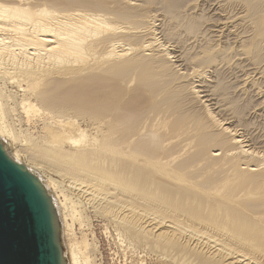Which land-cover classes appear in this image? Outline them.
<instances>
[{
    "label": "bare ground",
    "instance_id": "6f19581e",
    "mask_svg": "<svg viewBox=\"0 0 264 264\" xmlns=\"http://www.w3.org/2000/svg\"><path fill=\"white\" fill-rule=\"evenodd\" d=\"M258 122L264 0H0V140L52 198L66 264H95L66 237L80 203L178 264H264Z\"/></svg>",
    "mask_w": 264,
    "mask_h": 264
},
{
    "label": "water",
    "instance_id": "95a60500",
    "mask_svg": "<svg viewBox=\"0 0 264 264\" xmlns=\"http://www.w3.org/2000/svg\"><path fill=\"white\" fill-rule=\"evenodd\" d=\"M0 264H66L52 198L1 140Z\"/></svg>",
    "mask_w": 264,
    "mask_h": 264
},
{
    "label": "rangeland",
    "instance_id": "374dc122",
    "mask_svg": "<svg viewBox=\"0 0 264 264\" xmlns=\"http://www.w3.org/2000/svg\"><path fill=\"white\" fill-rule=\"evenodd\" d=\"M246 100H248V101L243 102L244 104L246 103V105H244V104L243 105L246 107L248 106L249 108L251 107L250 109H252L254 106L253 100L251 98H249V99L247 98ZM251 113H253V111L251 112L248 109V114H251ZM259 113L260 112L258 110L256 115H258ZM254 114L255 113H253L252 116H254ZM259 119L260 118L254 119V121H262L263 120V119H260V120ZM261 123L263 124L264 122H258L257 124H259L261 127V126H263ZM16 124H19V125H15L16 129H20L21 126L23 125L22 129L23 130L24 129L29 130L30 133H33L35 135V138H37L41 134L40 125H37L36 126L37 128H35V126H33V125L29 126L26 123H23L22 125H20L21 123L16 122ZM83 128H85V127H83ZM29 132H28V134H29ZM19 143H22V142L19 141L16 145L17 146L16 148L19 149L22 147L21 149H24V150L30 149V150L26 151L27 153L25 151L24 152L22 151L23 156L25 157V158H23L24 161L25 162L27 161V163H29L32 160V162H34L32 159L33 157H31V156L33 153H36L35 152L36 147L31 146V145H30L31 147H29V146L26 147L23 145L25 143H22L21 145ZM31 148H33L32 151H31ZM47 163L46 162H45V164L41 163L43 166L42 165L39 166L41 169L40 173L41 174L43 172H44L43 174L46 173L45 174L46 176H48V177L50 176V177L54 178V180L57 182L58 186L60 185L58 188V194L61 196V200L64 202V197H62L63 196L62 193H64L65 195L68 196V201H70L68 203L70 206H71V201L72 202L75 201L76 203H80V201L82 200L81 196H79L80 193H79V195L76 196V194H78V191L73 192L72 190H74V189H72V188H71L72 190H70L71 186H69L70 185V183L68 182L69 178L65 177L64 173H63L64 175L62 174V176H60L61 174H57V173L55 175H52V174H54V172L52 173V171H50L51 162H47ZM72 194H74V195H72ZM78 207L79 208L77 210H79V211L84 210L83 215L85 217V223L83 225H81L79 221H77V220L74 221L71 217H68V223L71 226V228H70L71 230L69 229V231H70V233L72 230L73 231L70 235H68L66 237L67 238L70 237L71 239L70 238L69 239L71 241L74 239L73 237L76 236L78 239H80L84 234L88 237V240H90V243H92L94 246L97 245V246H95V247H97V251H95L96 255H93V258L95 260V264H178L174 261V259H172L171 257H169L163 253H156V252L154 253L152 251V249L145 246L144 243L137 242V241H136L137 242L136 243L132 238L126 236L125 231L124 232L121 231L124 229L120 225H118L116 223V221H114L110 216L108 217V215L104 214L103 212L99 211L100 212L99 213L98 211H94L92 208L90 210L89 206H84L83 203H80ZM81 207L82 208L84 207V208L82 209ZM69 209H70V207H69ZM69 209H68V213L70 214L71 209L70 210ZM87 219H88V221H86ZM120 231L123 232L124 234L121 233ZM74 233L76 235H74ZM68 234H69V232H68ZM119 234L124 235V237H120ZM69 239H68V241H69ZM94 256H96V257H94Z\"/></svg>",
    "mask_w": 264,
    "mask_h": 264
}]
</instances>
